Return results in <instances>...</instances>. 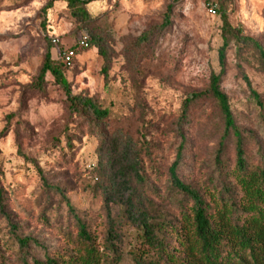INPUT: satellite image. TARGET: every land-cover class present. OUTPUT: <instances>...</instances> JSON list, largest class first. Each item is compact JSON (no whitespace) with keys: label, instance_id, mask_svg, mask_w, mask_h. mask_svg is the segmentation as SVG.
I'll use <instances>...</instances> for the list:
<instances>
[{"label":"clouds","instance_id":"clouds-1","mask_svg":"<svg viewBox=\"0 0 264 264\" xmlns=\"http://www.w3.org/2000/svg\"><path fill=\"white\" fill-rule=\"evenodd\" d=\"M44 2L0 0L5 19L12 20L10 28L0 29L5 53L0 131L7 129L3 139L12 154L0 177V264H73L87 259L90 247L98 264H164L167 254L198 264L188 253H201L205 243L191 224L192 212L201 205L185 189L201 198L205 190L222 195L233 206L234 221L247 230L251 219L264 213V0H227L231 31L223 36L213 11L216 0H210L212 7L204 0H93L77 5L87 12L86 19L74 18L68 9L57 20L56 13L68 7L65 0L48 10L49 25L61 38L47 50L32 39L53 35L40 28L43 14L26 19L35 17ZM165 16L174 19L170 29L161 27ZM137 21H154L159 28L155 39L144 40L152 29L135 30ZM92 36L100 43H91ZM225 41L222 68L217 51ZM101 45L110 62L108 90L100 95L107 116L74 112L69 120L58 105H46L39 92L17 111L26 89L15 81L33 84L45 55L53 67L71 60L72 67L83 68L87 61L88 72L76 83L92 73L99 84L105 62L97 55ZM211 74L219 78L221 97L226 85L230 89L226 111L204 83ZM51 79L45 72L44 80ZM69 83L72 96L83 97L80 89L93 81L90 76L79 89L71 78ZM9 112L12 119H4ZM118 199H131L136 213L144 214L150 239L143 235V224L133 231L117 224L108 240L95 239L93 233L89 241L77 234L78 221L103 217L107 207H125ZM210 224L222 227L221 222ZM224 235L225 242L233 241V264L237 256L251 264V249L241 237ZM252 247L264 264V240H254Z\"/></svg>","mask_w":264,"mask_h":264},{"label":"trees","instance_id":"trees-1","mask_svg":"<svg viewBox=\"0 0 264 264\" xmlns=\"http://www.w3.org/2000/svg\"><path fill=\"white\" fill-rule=\"evenodd\" d=\"M221 9V21H222V36L225 33L231 31L230 25L224 16L223 10V0H216ZM57 2H65V0H48L45 7L43 8V12L50 9L54 3ZM93 0H68V9H73L71 11L72 15L76 19H86L87 12L82 8L77 7V5L81 3H90ZM218 13V7H216ZM91 43L99 44L100 41L96 36H92L90 38ZM89 43V47L91 46ZM226 41L224 46H222L218 51V62L223 68L225 64V48ZM49 44L50 41H49ZM50 47L48 45L45 50ZM98 54L105 58V52L102 47H98ZM261 57L264 58V51L261 52ZM67 69L63 66L62 63L56 64L55 67L52 66L50 62V57L45 55L43 57V62L38 74V84L39 86L44 81L45 72H51V77L54 80L56 85H59L60 89L63 91L66 104L68 108V112L70 114L74 112H81L83 114L85 111L88 112L94 118H101L107 116V110L101 109V107L97 104V102L88 95L83 97L80 94L72 96L70 92V86L66 79ZM244 80L248 83V80L244 77ZM219 83V78L217 76H211L209 81V90L216 93L217 98L222 102L224 106V110L226 111V96L221 97L217 92V86ZM249 84V83H248ZM253 96H255L253 94ZM188 191L190 195H192L197 201L200 207L196 208L191 215V224L193 226L194 231L200 233L205 238V243L201 250V253H196L189 251V256L198 259V264H233L232 258L234 255V251L232 250V240H228L225 242V231H227L232 237H236L239 235L241 237V242L246 243L248 247L251 249L249 255L252 257L251 264H259L256 260V249L252 247L253 241L259 242L260 240H264V213H261L251 219V223L248 225L247 230L241 229L239 224L234 221L231 204L226 203L223 199L222 195L214 196L210 191L205 190L203 194V198L195 192H192L190 189H185ZM229 190L225 188L224 192L227 193ZM125 203V207L121 208V215L125 219L126 223L131 224L134 228L136 225L143 224L146 231L143 233L145 238H151V232L148 230L150 228L149 225L144 221V214H137L135 211V206L132 204L131 199L127 201L117 200V203ZM109 203L108 200L104 201L105 206ZM107 217V231L105 234V240L113 237L117 224L115 220H112L110 217V207H107L106 210ZM211 221L221 222L222 227L220 229H216L210 224ZM78 235L82 238L93 241V236L89 231L87 225L84 221H78ZM23 243V242H22ZM95 249L90 247L88 258L81 259L79 261H73V264H98V261L93 259V253ZM164 258L162 257V260ZM238 264H248L246 260L240 259L237 256ZM49 264H53V262H49ZM164 264H190V261L187 257L180 258L175 255L167 254V259Z\"/></svg>","mask_w":264,"mask_h":264},{"label":"rangeland","instance_id":"rangeland-1","mask_svg":"<svg viewBox=\"0 0 264 264\" xmlns=\"http://www.w3.org/2000/svg\"><path fill=\"white\" fill-rule=\"evenodd\" d=\"M36 3H40V0H35ZM48 2V0H45L44 3L41 4V7L39 9L36 10L35 13V17H28L26 19L28 20H34L36 17H39L43 14L44 19L41 20L40 23V28L45 32H52L53 35L51 37H55L57 39L61 38L59 36V34L54 32V28L55 25H49V21H48V10H46V12H43V8L45 7L46 3ZM98 2V0H97ZM178 2L182 3V0H178ZM195 2V0H194ZM205 4L210 2V0H204ZM227 2V0H223V10L222 12L224 13V16L227 19V14H226V9H225V3ZM57 3H63V2H57ZM211 3V2H210ZM56 3L53 4L52 7L55 6ZM216 4L218 5V13H217V9H216V14L219 15L220 19H221V9L219 8L220 5L219 3L216 1ZM18 7V5H17ZM51 7V8H52ZM50 8V9H51ZM14 9H8L7 11H12ZM68 8L65 9H60L57 13H56V18L57 20L61 19L63 17V13L65 11H67ZM107 10H105L106 12ZM168 13L171 15L173 12L172 6L170 5L167 9ZM206 11V9H205ZM233 11H235V9H233ZM5 10L4 9H0V29H4V28H10L12 26V20L5 19V15H4ZM72 15V13H70ZM104 13H98V15H103ZM73 16V15H72ZM74 17V16H73ZM178 18L183 19V14H177ZM75 18V17H74ZM228 21V19H227ZM222 22V21H221ZM19 23V22H17ZM174 23V19L170 20L169 16H165L163 17V22L161 27L162 28H169L171 24ZM146 28H151L152 31L151 33L144 35L143 39L144 40H153L155 39V37L158 35L159 33V28H157L156 23L154 21L148 23L147 25L144 24L143 22L137 21L135 23V30H145ZM47 35H45L43 38L41 39H37L36 37H33V41H35L36 44L41 45L42 47L46 48L48 45L51 46V44H49V39L51 38ZM66 43L68 45H73L72 41H66ZM136 41L132 42V46L135 47L136 46ZM102 49L105 52V58H103L101 55L98 54L97 55L101 58L104 59V63L100 66L99 68V75L102 77L101 81L99 84H96L95 82V76L92 75V73H89V75L87 76H83V79L80 80V83H76V79L78 77L81 76L82 72H88V67H87V61L84 62L83 68H80L79 66L77 67H72L71 70L67 71L66 73V79L69 83V78H71L72 83L75 84L76 88H80V84H87L89 81V77L91 76L92 78V85L88 88H83L80 89V91L82 93H86V95H88L89 97H92L97 104L100 106V104L102 103L100 100V95L101 92L108 90V84H109V71H110V62L108 60V51L106 50V48L101 45ZM62 51V47L58 50V55L60 54V52ZM85 52L87 50H84ZM219 51V49H218ZM218 51H217V60H218ZM5 55V53L3 51H0V60L3 59V56ZM225 60H226V54H225ZM78 63V62H76ZM59 64V63H57ZM123 70V68L121 69ZM223 74V73H222ZM211 76H217L216 74H211L208 79L204 82L205 85L207 86V88H209V81H210V77ZM245 78L248 80L249 86H251V81L248 79L247 75H245ZM195 79V78H194ZM112 82H115L117 80V75H113L111 77ZM38 82V76L35 79V82L33 84L30 85H24L21 84L20 81H15V84L18 87L21 88H25L26 90L24 92L21 93L20 96V107L17 111H23L27 108L28 105V100L33 98V96L35 95L36 92H39L41 94V99H43L45 101V104H53V105H58L61 109V112L63 114H66L69 118V120L71 119V114L68 112V108H67V112H65V103H66V99L64 96L63 91L60 88L56 87V84L54 83L53 78L50 81H43V83L39 86ZM120 83L123 84L124 81L123 79L120 80ZM70 86V92L72 93V84L69 83ZM4 88L3 84H0V94H2V90ZM31 91L32 95L29 94V92ZM80 93H77L76 95H78ZM257 96L256 92H253L252 95ZM224 95L227 97L228 95H230V89L227 87V85L224 88ZM63 96V101L61 100V97ZM258 98V97H257ZM109 104V107L113 106L112 102L110 101H105ZM3 108V103L2 100H0V109ZM106 110V109H105ZM13 113L9 112L7 116L4 117V119L6 120H11L13 117ZM30 127V126H29ZM6 132L7 129H4L3 131H0V177L4 176V168H5V164H10L12 163L11 159H9V157L12 155L8 149L11 147L10 144L7 143V141L5 139H3L4 137H6ZM7 153V155H6ZM19 154V149H17V155ZM4 185L0 184V189H3ZM110 217L112 220H115L116 222H119V225H121L122 227H127L129 231H133L134 227L129 224L126 223L125 219L122 217L121 215V208L116 207V208H112L110 207ZM85 224L87 225L89 231L91 232L92 236L93 233L95 234V239H100L101 237H103L105 239V234L107 231V217H106V212L103 215V217H99V216H95L93 215L92 217H90L88 220L84 221Z\"/></svg>","mask_w":264,"mask_h":264},{"label":"built area","instance_id":"built-area-1","mask_svg":"<svg viewBox=\"0 0 264 264\" xmlns=\"http://www.w3.org/2000/svg\"><path fill=\"white\" fill-rule=\"evenodd\" d=\"M206 5H207V7H212V3H210V2L206 3ZM206 11H207V8H206ZM213 11L216 12V7L213 8ZM56 39H57V38H55V37H51V38L49 39L51 45H52V41H53V40H56ZM85 44H88V41H85ZM71 46L74 47L75 45L73 44V45H71ZM81 47H83V46H81ZM84 50H87V49H84ZM61 52H62V51H61ZM75 54H76V53H74V55H75ZM72 63H73V62L70 60L68 63H62V64H63V66L69 71V70L72 69V66H71Z\"/></svg>","mask_w":264,"mask_h":264}]
</instances>
